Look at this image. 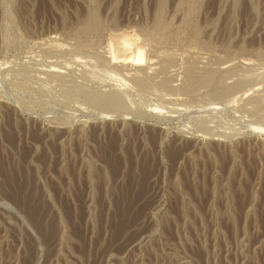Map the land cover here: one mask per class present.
<instances>
[{"label": "rangeland", "instance_id": "1", "mask_svg": "<svg viewBox=\"0 0 264 264\" xmlns=\"http://www.w3.org/2000/svg\"><path fill=\"white\" fill-rule=\"evenodd\" d=\"M0 264H264V0H0Z\"/></svg>", "mask_w": 264, "mask_h": 264}, {"label": "bare ground", "instance_id": "2", "mask_svg": "<svg viewBox=\"0 0 264 264\" xmlns=\"http://www.w3.org/2000/svg\"><path fill=\"white\" fill-rule=\"evenodd\" d=\"M126 46H128V43L127 42H124L123 44V47L126 48ZM112 48V47H111ZM113 50V49H112ZM111 50V51H112ZM116 51V50H115ZM112 53V52H111ZM114 54V53H113ZM132 61H136V62H140L143 58H142V55H141V51L137 50L134 55L131 57ZM129 61V60H128ZM113 101V100H112ZM98 102V101H97ZM102 103V102H101ZM94 114V113H93ZM92 115V114H91ZM89 116V115H88ZM101 117L103 118L104 120H111V119H115V114H109V113H105V114H97V116H94V117ZM98 117V118H99ZM118 118V117H117ZM154 119V118H153ZM153 121V120H152ZM158 121V120H157ZM160 122V121H159ZM164 122V121H163ZM249 132L253 131L254 130H251V129H247ZM248 132V133H249ZM244 133V132H243Z\"/></svg>", "mask_w": 264, "mask_h": 264}]
</instances>
